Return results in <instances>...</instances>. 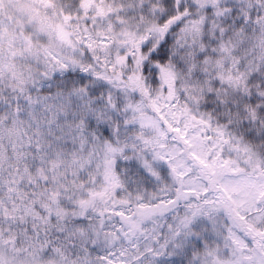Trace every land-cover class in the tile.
I'll list each match as a JSON object with an SVG mask.
<instances>
[{
    "label": "snow or ice",
    "instance_id": "obj_1",
    "mask_svg": "<svg viewBox=\"0 0 264 264\" xmlns=\"http://www.w3.org/2000/svg\"><path fill=\"white\" fill-rule=\"evenodd\" d=\"M19 4L0 264H264V0Z\"/></svg>",
    "mask_w": 264,
    "mask_h": 264
},
{
    "label": "trees",
    "instance_id": "obj_2",
    "mask_svg": "<svg viewBox=\"0 0 264 264\" xmlns=\"http://www.w3.org/2000/svg\"><path fill=\"white\" fill-rule=\"evenodd\" d=\"M9 11L6 13L8 16L13 17V19L8 20L2 27H0V39H9V41L14 38L18 32H22L25 23H21L19 20L15 19V15L20 12L19 0H8ZM7 41V42H9ZM16 53L19 55L21 52H27V44L21 41L16 42ZM254 148L259 149L261 154L264 153V150L257 145H250Z\"/></svg>",
    "mask_w": 264,
    "mask_h": 264
},
{
    "label": "rangeland",
    "instance_id": "obj_3",
    "mask_svg": "<svg viewBox=\"0 0 264 264\" xmlns=\"http://www.w3.org/2000/svg\"><path fill=\"white\" fill-rule=\"evenodd\" d=\"M5 41H9V39H5ZM229 159V157H225ZM232 162L238 163L243 169H246L249 173L252 172L253 168H255L256 163L260 160H264V154H261L259 149L254 148L249 145L247 150L242 149L239 153L233 152V155L230 158ZM255 190L254 185L248 186V190L243 193L244 196H247L251 191Z\"/></svg>",
    "mask_w": 264,
    "mask_h": 264
}]
</instances>
